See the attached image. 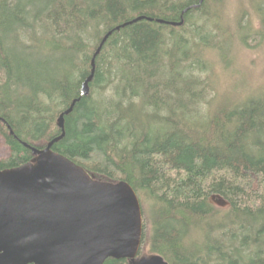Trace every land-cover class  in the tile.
Segmentation results:
<instances>
[{
  "label": "trees",
  "instance_id": "16d2710c",
  "mask_svg": "<svg viewBox=\"0 0 264 264\" xmlns=\"http://www.w3.org/2000/svg\"><path fill=\"white\" fill-rule=\"evenodd\" d=\"M200 1L0 0V135L9 148L0 170L35 161L31 147L62 134L58 118L77 99L52 149L95 180L132 186L139 255L264 264V91L218 85L240 72L238 49L254 18L264 25V0L240 13L232 0Z\"/></svg>",
  "mask_w": 264,
  "mask_h": 264
},
{
  "label": "water",
  "instance_id": "95a60500",
  "mask_svg": "<svg viewBox=\"0 0 264 264\" xmlns=\"http://www.w3.org/2000/svg\"><path fill=\"white\" fill-rule=\"evenodd\" d=\"M112 33L96 50L81 95L89 94L95 59ZM76 100L58 118L62 134L43 149L31 147L35 161L0 170V264H104L108 258L128 259L129 264H169L157 253L139 255L143 214L128 182L95 180L52 149L65 135V115Z\"/></svg>",
  "mask_w": 264,
  "mask_h": 264
},
{
  "label": "rangeland",
  "instance_id": "374dc122",
  "mask_svg": "<svg viewBox=\"0 0 264 264\" xmlns=\"http://www.w3.org/2000/svg\"><path fill=\"white\" fill-rule=\"evenodd\" d=\"M232 4L234 7H237L239 13L241 11H246L250 6L249 0H232ZM232 6V5H231ZM232 6L230 8V15L231 17L227 18L228 23L232 24V18H235V10ZM208 9L211 10L210 6ZM212 10H216L217 8H213ZM251 19V16H250ZM246 23V19L243 22ZM264 25H262V21L259 17L254 18L253 20V29L252 35L247 38L248 43L247 46L244 48L238 49V57L237 61L239 64V73H234L232 76H227V73L224 75L219 76L218 85L222 87L225 91H229L232 93L234 91L239 90H254L255 92L252 95L259 94L261 91H264V39L261 34ZM235 30V29H233ZM231 38V37H229ZM237 68V66H236ZM242 72V73H241ZM243 74V77H242ZM246 76V77H245ZM221 79V84H220ZM230 85V86H229ZM222 89V90H223ZM244 93V92H243ZM264 93V92H263ZM237 94V93H236ZM247 95H250L248 93ZM9 155V148L4 141L3 137L0 135V159H3ZM212 202L221 208H226L228 206L227 202L224 200L215 197L212 199Z\"/></svg>",
  "mask_w": 264,
  "mask_h": 264
},
{
  "label": "bare ground",
  "instance_id": "6f19581e",
  "mask_svg": "<svg viewBox=\"0 0 264 264\" xmlns=\"http://www.w3.org/2000/svg\"><path fill=\"white\" fill-rule=\"evenodd\" d=\"M220 24V23H219ZM6 61V60H5ZM242 73V72H241ZM242 77H243V74H242ZM246 77V76H245ZM230 86V85H229ZM222 90V89H221ZM226 90V89H225ZM225 90H223V91H225ZM233 93V92H232ZM223 94V93H222ZM218 95H220V94H218ZM233 95V94H232ZM219 99V98H218ZM207 113V112H206ZM213 218V217H212Z\"/></svg>",
  "mask_w": 264,
  "mask_h": 264
}]
</instances>
